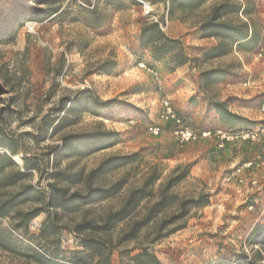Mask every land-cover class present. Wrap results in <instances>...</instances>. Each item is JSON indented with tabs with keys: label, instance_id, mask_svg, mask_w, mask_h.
<instances>
[{
	"label": "rangeland",
	"instance_id": "374dc122",
	"mask_svg": "<svg viewBox=\"0 0 264 264\" xmlns=\"http://www.w3.org/2000/svg\"><path fill=\"white\" fill-rule=\"evenodd\" d=\"M47 1L0 0V74L5 80V85L0 86V129L19 137L21 150L13 160L20 167L23 156L40 162V171L32 172L27 184L46 196L49 185L64 186L49 178L52 172L88 173L108 157L133 153L161 161L168 169L189 164L190 178L178 192L204 191L210 195V205L193 212L184 229L151 246L158 260L162 264H213L235 262L245 256L264 263V250L251 238L256 228L257 235L264 232V54L256 56L264 48V0H236L244 13L232 21L250 26L255 36L253 48L239 50L236 46L225 56L179 67L189 68L191 73L179 68L172 72L167 60L152 63L150 54L139 49L141 24L161 19L165 21L164 33L179 39L190 58H201L203 50L217 45L214 39L199 43L194 36L196 29L178 20L168 21L164 3ZM221 1L209 0L201 13L206 14ZM144 4H149V10ZM44 10L56 13L40 14ZM111 65L114 67L110 75L99 71ZM209 71L217 74L205 82L201 73ZM195 84L203 100L188 99ZM85 91L113 103L98 117L84 114L72 128L49 138L50 130L40 124L42 116ZM221 98L249 109L243 112L250 117L256 114L263 119L240 118L217 127L210 118L214 114L212 102H229ZM165 100L198 134L195 141L179 143L173 126L160 119ZM235 127L240 128L232 129ZM155 129L157 134L153 133ZM94 130L116 131L121 142L80 160L48 157L49 148L59 143L60 136ZM47 132L40 143L21 137L25 133L39 136ZM203 133L210 135L202 137ZM238 146L251 151V165L243 167L232 156ZM122 174L121 170L92 184L107 186ZM137 184L133 181L118 197L75 212L45 211L30 222L26 234L11 230L8 219L0 220V228L25 248L19 251L22 256L32 253L47 257L52 253L59 263L76 256L83 258L84 264H97L102 255L104 264H123L138 249L133 243L108 249L118 241L122 227L106 234L87 230L77 235L73 230L82 221H98L117 209L127 191ZM78 189L82 187L71 188ZM49 213L54 218L47 221ZM126 251L130 254L126 255ZM0 264L35 263L0 250Z\"/></svg>",
	"mask_w": 264,
	"mask_h": 264
},
{
	"label": "trees",
	"instance_id": "16d2710c",
	"mask_svg": "<svg viewBox=\"0 0 264 264\" xmlns=\"http://www.w3.org/2000/svg\"><path fill=\"white\" fill-rule=\"evenodd\" d=\"M47 1V0H37ZM151 3H164L166 5V18L168 21L178 20L191 28L196 29L200 39H214L217 45L201 52V58H190L179 39L167 36L163 27L164 19L145 21L140 26L138 37L139 49L150 54L152 63L169 62L170 70L188 63H197L225 56L233 47L240 50H251L255 44V36L246 23H237L232 18L244 13L243 8L236 0H222L210 7L206 14L201 9L209 0H149ZM48 2V1H47ZM29 11V10H27ZM55 14L44 10L40 14ZM31 17V14H26ZM48 16H44V18ZM146 65H149L146 61ZM114 65L108 70H99L110 75ZM217 73L214 71L202 72V79L207 82ZM5 85L4 77L0 74V86ZM112 100L102 101L90 91L82 92L72 99L64 101L62 106L51 110L42 116L40 124L50 130L49 138L56 137L62 131L72 128L78 119L88 114L98 117L100 112L108 109ZM214 115L223 123H233L240 119L228 110L224 102H212ZM9 112V109L3 110ZM15 114L14 112H11ZM31 137L36 142H44L48 132L39 136L29 133L21 137ZM19 137L10 135L0 129V220L8 219L9 228L13 231L26 234L29 224L45 211L75 212L83 207L97 205L113 199L130 185L137 181V186L131 187L123 197L117 209L108 211L98 221H82L78 223L73 233L92 230L98 234L112 233L122 227L118 241L112 250L122 244L133 243L138 253L128 258L123 264H162L152 252L151 246L161 240L179 232L186 226V219L196 211L210 205V195L204 191L190 194H180L178 188L185 183L191 175L189 164H179L168 169L161 161L148 160L140 153L123 156H111L99 163L88 173L78 171L75 173L52 172L49 178L60 182L48 186L45 196L35 190L27 181L32 172L40 171V162L26 156L21 158L20 167L14 160L21 150L18 144ZM121 142V135L112 130H94L86 133H69L60 136L59 143L51 146L48 157L55 159L80 160L95 153L111 149ZM123 171L120 178L107 186L92 183L109 174ZM72 187H82V190H71ZM47 221L54 218L47 214ZM46 222L41 226L42 233ZM254 229L251 238L264 250V232L257 235ZM86 245V243H85ZM97 246V245H96ZM87 247V246H86ZM105 247V246H104ZM25 248L11 238L0 228V250L9 254L20 255L35 264H84L85 260L72 257L69 261L61 263L56 261L54 254L39 257L36 254L22 256L19 251ZM26 251H30L26 249ZM130 251L125 254L129 255ZM97 264H104L106 259L98 256ZM259 257V254H257ZM213 264H264L261 259L243 257L235 262L218 261Z\"/></svg>",
	"mask_w": 264,
	"mask_h": 264
},
{
	"label": "crops",
	"instance_id": "0c3cea01",
	"mask_svg": "<svg viewBox=\"0 0 264 264\" xmlns=\"http://www.w3.org/2000/svg\"><path fill=\"white\" fill-rule=\"evenodd\" d=\"M194 36H195L197 42H199V43H206V42L209 41L208 39H200L197 31H195ZM178 70H183L186 73H188V72L191 73L192 72V70H190L189 68H179ZM230 86L231 85H228V87H230ZM192 88L193 89H191L188 99L195 98V99L203 100V98H202L203 95L200 94L199 93V90H198V84H195V86H193ZM244 98H245V96H244ZM225 100L227 101L228 98H221V101H225ZM204 105L206 107H209V109L211 108V106L208 105V104H205L204 103ZM227 105H228V110L230 112H232L233 114H236L240 118H244V119H246L248 121H255V120H261V119H263L262 116L256 117V114H255L254 117H252V115L250 117L248 114H245L243 112L244 110H249V109H246L245 107L238 106L235 103H232L231 101L227 102ZM210 118L214 119L215 123L217 124V127H224V123L217 116H215L214 114L211 115ZM239 128L240 127H235V128H232V129H239ZM232 156H236L237 163H242L243 167H246L248 165H251V151L250 152L247 151L246 148L241 149L240 146H238L237 149L232 154ZM193 159H195V158H193ZM235 162H236V160H235Z\"/></svg>",
	"mask_w": 264,
	"mask_h": 264
},
{
	"label": "built area",
	"instance_id": "2783aa9c",
	"mask_svg": "<svg viewBox=\"0 0 264 264\" xmlns=\"http://www.w3.org/2000/svg\"><path fill=\"white\" fill-rule=\"evenodd\" d=\"M145 8L149 10V4H144ZM264 54V48H260L256 54L257 57H262ZM261 109L264 111V104H262ZM160 119L164 122L171 124L174 128L173 134L177 138L178 142L181 144L188 143L191 141H195L199 136L192 129L187 127L183 120L175 114L171 104L168 101H163L161 104V111L159 115ZM153 133L157 134V130L155 129ZM219 134L222 138H225L221 132ZM210 133H203L202 137H208ZM236 138L238 136H235ZM242 137V136H241ZM232 138V137H231Z\"/></svg>",
	"mask_w": 264,
	"mask_h": 264
}]
</instances>
